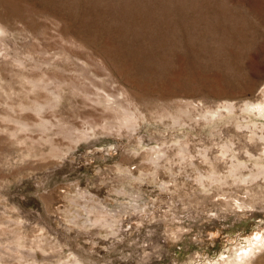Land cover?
Instances as JSON below:
<instances>
[{"label":"rangeland","instance_id":"obj_1","mask_svg":"<svg viewBox=\"0 0 264 264\" xmlns=\"http://www.w3.org/2000/svg\"><path fill=\"white\" fill-rule=\"evenodd\" d=\"M0 24V264H264V119L217 108L264 88V0H0Z\"/></svg>","mask_w":264,"mask_h":264},{"label":"bare ground","instance_id":"obj_2","mask_svg":"<svg viewBox=\"0 0 264 264\" xmlns=\"http://www.w3.org/2000/svg\"><path fill=\"white\" fill-rule=\"evenodd\" d=\"M4 28L1 26V24H0V36L2 35V34H4ZM74 45V44H73ZM76 47H78V45H75ZM79 46H80V44H79ZM75 48V47H74ZM70 49V48H69ZM70 52H71V50H70ZM78 53V52H77ZM63 54V53H62ZM65 54V53H64ZM73 54V53H72ZM89 56V55H88ZM33 57V56H32ZM31 57V58H32ZM70 57V56H69ZM30 58V57H29ZM73 59V58H72ZM57 60V59H56ZM95 61V60H94ZM77 62V61H76ZM82 63V62H81ZM86 63V62H85ZM34 64V63H33ZM19 66L21 65V63H19L18 64ZM89 65V64H88ZM94 65V64H93ZM92 65V66H93ZM100 65H101V69H103L104 71H106V76L109 78L108 80H106L107 81V83L112 87V88H114V90H115V87H117V86H119V85H115V81L113 80V78H112V76H111V74L108 72V70H107V68H106V66L104 65V63L101 61L100 62ZM41 66V65H40ZM76 66H77V64H76ZM81 66H82V64H81ZM66 67V66H65ZM80 67V66H79ZM87 67V66H86ZM81 68V67H80ZM85 68V67H84ZM88 68V67H87ZM95 68V67H94ZM44 69V68H43ZM75 69V68H74ZM88 69H90V68H88ZM63 70V69H62ZM66 70V69H65ZM84 71V70H83ZM77 72V71H76ZM80 72V71H79ZM79 72H77L78 73V75H76V76H79ZM45 72H43V74H44ZM55 73H58L57 71L55 72ZM84 74H86L85 72H83ZM88 73V72H87ZM91 73V72H90ZM89 73V74H90ZM104 73V72H103ZM40 74V73H39ZM95 74V73H94ZM87 75V74H86ZM74 76V75H73ZM38 77V78H37ZM36 78L37 79H31L32 80V82H31V84L34 86V87H37L38 89H42V87H44V90L47 88L45 85H44V83L45 82H47L49 79H47L45 76H41V78L39 77V76H37ZM53 77V76H52ZM51 77V78H52ZM56 77H58V75H56ZM63 77V76H62ZM65 77V76H64ZM82 77V76H81ZM80 76H79V78H81ZM95 77V76H94ZM103 77V76H102ZM31 78V77H30ZM54 78V77H53ZM72 78V77H71ZM86 78H87V76H86ZM99 78V77H98ZM62 79V78H61ZM70 79V78H69ZM68 79V80H69ZM100 79V78H99ZM51 80V79H50ZM83 80V79H82ZM89 80V79H88ZM101 80V79H100ZM105 80V79H104ZM57 81H58V79H57ZM80 81V80H79ZM86 81V80H85ZM50 82V81H49ZM82 82V81H81ZM99 82V81H98ZM103 82V81H102ZM71 83H73V82H71ZM85 83V82H84ZM97 83V82H96ZM101 83V82H100ZM60 84V83H59ZM62 84V83H61ZM65 84V83H64ZM81 84V83H80ZM88 84V83H87ZM90 84V83H89ZM99 84V83H98ZM104 84V83H103ZM75 85V84H74ZM91 85V84H90ZM108 85V86H109ZM102 86V85H101ZM49 87V86H48ZM60 87H62V86H60ZM105 87V86H104ZM102 88V87H101ZM109 88V87H108ZM119 89H118V92H119V99L120 100H118L117 102H116V100L115 101H113L112 99H110L109 98V96L107 95V93H106V95H104V96H96V98H90L89 96H88V94L85 92V90L83 91L84 93L82 94L80 91H77V90H74V91H76V93H78L79 94V96L82 94V96L84 97V98H86V100H89L90 102H91V106H90V108L91 109H93L94 111H97V109H98V111H100V114L101 113H103V112H107V111H109V110H112L113 108H115L116 106L115 105H117V104H130L132 101L130 100L131 98H130V94H129V92L127 91V90H125L124 88H120V87H118ZM100 89V88H99ZM106 89V88H105ZM104 89V90H105ZM117 89V88H116ZM59 90V89H58ZM88 90V89H87ZM86 90V91H87ZM98 90V89H97ZM110 90V89H109ZM113 90V89H112ZM92 91V90H91ZM62 92V91H61ZM61 92L59 93V92H57V96H56V98L57 99H61L60 97H61ZM93 92V91H92ZM100 92V91H99ZM44 93V92H43ZM76 93L74 94V95H76ZM109 93V92H108ZM112 93V92H111ZM116 93H117V91H116ZM102 94H104V93H102ZM92 95V94H91ZM78 95H76V97H77ZM112 97H114V96H112ZM55 98V99H56ZM115 98V97H114ZM113 98V99H114ZM118 98V97H117ZM39 101V100H38ZM84 102V101H83ZM32 103V102H31ZM39 103V102H38ZM87 103V102H86ZM85 103V104H86ZM133 104V103H132ZM28 105V104H27ZM57 105V103L55 104V106ZM191 105V104H190ZM189 104H184L183 103V105H181V106H183V108L184 109H189V106H190ZM36 106V105H35ZM128 106V105H127ZM162 107V106H161ZM124 108V107H123ZM182 108V107H181ZM218 109H225L226 110V113L228 114V115H234V116H241V114H243V113H246V114H258V116H257V118H261V119H264V88L261 90V92L259 93V95H257V97H256V99L255 100H252V102H246V103H244V104H242V105H240V106H237V105H235V104H232V103H229V104H223V105H220L219 107H217ZM34 109H43V105H41L40 103L34 108ZM116 109V108H115ZM136 109H137V107H136ZM192 109V108H191ZM196 109V108H195ZM117 111V110H116ZM120 111V110H119ZM122 111V110H121ZM188 111V110H187ZM186 110L184 111V112H186V114H188V116H187V119L184 117H182L181 118V115H179L180 117H177L178 116V114H177V112H176V114H177V116H175L176 114H174V113H169V112H166L164 115H163V117H166V115H168V117H170L171 119H173L174 121H175V124H177V125H179V126H183V125H185L188 121H189V119H191V117H192V115H191V112H190V109H189V112H187ZM194 111V110H193ZM113 112H114V110H113ZM126 113V112H125ZM134 113V112H133ZM157 113V112H156ZM179 113H181V112H179ZM216 113V112H215ZM50 114V113H49ZM113 114V113H112ZM118 114V113H117ZM124 114V113H123ZM123 114H120V116L121 115H123ZM197 114V113H196ZM91 115V114H90ZM104 114H102V116H103ZM125 116H122V117H120V125L116 128V129H113V127L112 126H109L110 124L109 123H107L108 125H105V126H102L101 127V134H103V135H106V136H108V135H110V136H113V137H117V136H119L120 135V133H121V131H122V129L123 128H127V129H132L133 127H134V124L137 122V120H134L135 119V115L134 114H132V113H126V114H124ZM203 115H205V114H203ZM220 116H222V114H221V112H220V114H219ZM101 116V115H100ZM112 116V115H111ZM137 116V115H136ZM182 116H185V115H182ZM199 117H200V115H198ZM236 116V117H237ZM94 117V116H93ZM193 118V117H192ZM202 118V117H201ZM205 118V117H204ZM239 118V117H238ZM256 118V119H257ZM109 119V118H108ZM117 119V118H116ZM116 119H115V121H116ZM195 119V118H194ZM212 119V118H211ZM215 119V118H214ZM107 120V119H106ZM238 121H236V123H237ZM40 123V122H39ZM87 124V123H86ZM90 124V123H89ZM137 124V123H136ZM135 124V125H136ZM117 125V124H116ZM233 125V124H232ZM244 126L243 125H238V124H236V128H238V129H242ZM81 128V127H80ZM248 128H250V127H248ZM82 129V128H81ZM259 129H262V133L259 135V133L257 132V130H259ZM94 133V132H93ZM98 133H99V131H98ZM258 133V134H257ZM28 135V134H27ZM251 135L252 136H250V140H255L256 138H258L257 140L259 141V140H261L263 143H264V130H263V128L261 127V126H257L256 124H252V130H251ZM82 136L84 137V135H82V134H79V136L76 138L77 140L78 139H81L82 138ZM94 136V135H93ZM256 137V138H255ZM228 145V144H227ZM264 146V145H263ZM224 146L222 145L220 148H223ZM264 148V147H263ZM185 149V151L187 152L186 154H185V159L184 160H182V162L184 163V161L185 162H190L191 164H193V161H194V158L195 157H193V155L191 154L190 155V152L188 151V148L187 147H185L184 148ZM228 149V152L229 153H232V148H231V145H229V147L227 148ZM198 152V151H197ZM238 152H239V150H238ZM238 152H236V153H238ZM208 153V152H207ZM207 153H206V151L204 152V154H203V162H205V163H208V164H212L213 165V161H210L209 160V158L207 157ZM222 155V154H221ZM232 157V156H231ZM202 159V158H201ZM220 159H222V160H220V162L222 163V164H224V163H226V157H224V156H221L220 157ZM217 163V162H216ZM217 165V164H216ZM214 167V166H213ZM261 175H262V173H261ZM257 177V176H256ZM225 178L226 177H224V176H220V184H222V185H225L226 184V181H225ZM200 179V178H199ZM217 178H212V181L213 182H215V180H216ZM202 180V179H201ZM256 180V179H255ZM254 180V181H255ZM258 180V179H257ZM203 182V181H202ZM246 183V182H245ZM256 183V182H255ZM209 184V183H208ZM248 184V183H247ZM210 185H211V183H210ZM226 186V185H225ZM251 186V185H250ZM205 187V186H204ZM260 193V192H259ZM229 198V197H228ZM236 198V197H235ZM224 201V200H223ZM238 202H240V201H238ZM86 207V206H85ZM250 247V246H249ZM251 252V251H250ZM244 254V253H243ZM248 254H250V253H248ZM246 255H247V253H246ZM245 256V255H244ZM243 256V257H244ZM248 256V255H247ZM77 262V261H76ZM76 262H74V263H71V264H77Z\"/></svg>","mask_w":264,"mask_h":264}]
</instances>
